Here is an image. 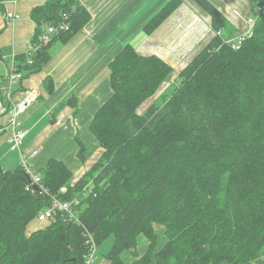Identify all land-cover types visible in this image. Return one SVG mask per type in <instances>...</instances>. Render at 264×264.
Masks as SVG:
<instances>
[{
  "label": "trees",
  "instance_id": "trees-1",
  "mask_svg": "<svg viewBox=\"0 0 264 264\" xmlns=\"http://www.w3.org/2000/svg\"><path fill=\"white\" fill-rule=\"evenodd\" d=\"M191 1L210 16L213 36L178 72L155 55L140 54L130 42L109 61L110 94L88 123L100 149L88 171L73 181L69 166L51 157L37 170L39 182L30 184L22 165L0 168V264H83L88 234L97 247L110 244L104 255L110 264H121V253L135 248L139 235L150 247L134 264H250L261 255L264 0H248L255 21L250 35L234 33L208 0ZM181 2L167 1L145 32ZM30 17L37 26L32 47L13 57L8 85L39 72L54 46L90 20L79 0H47L32 8ZM55 26L58 32L42 43L43 32ZM224 29L228 35L233 30L232 38L222 35ZM238 37L243 39L234 49L229 41ZM173 73L176 84L161 103L138 113ZM44 85L53 91L51 78ZM67 104L77 106L73 96ZM8 121L0 133L9 131ZM74 140L84 161L82 141ZM87 185L91 192L83 191ZM73 198V218L57 213L28 230L53 199ZM153 224L165 229L158 250Z\"/></svg>",
  "mask_w": 264,
  "mask_h": 264
},
{
  "label": "crops",
  "instance_id": "crops-1",
  "mask_svg": "<svg viewBox=\"0 0 264 264\" xmlns=\"http://www.w3.org/2000/svg\"><path fill=\"white\" fill-rule=\"evenodd\" d=\"M46 1L4 0L0 10V128H5L8 111L14 102L26 95L32 98L26 110L18 116L20 127L26 132L19 150H11L7 142L8 132L0 133V168L7 171L14 170L26 160L38 175L37 170L51 157L70 166L75 162V150H78L74 137L83 143H96L88 130V123L110 94L108 63L122 44L130 42L140 54L155 55L174 68L199 51L213 36L210 16L191 0H182L148 34L145 25L169 0H79L90 15L87 24L66 43L56 44L51 58L39 72L8 85L5 77L13 57L32 47L37 26L30 11ZM208 1L225 16L234 31L245 32L243 19L250 16L248 0ZM8 12L16 17L8 18ZM225 30H221L225 32H221L222 35H228ZM233 30L228 38L238 33L232 34ZM47 78L53 82L51 93L44 85ZM72 96L77 102L76 108L67 104ZM34 150L37 154L32 156ZM99 151L97 146L96 154L92 155L95 157ZM87 163L90 160L85 156L84 161L80 160L76 175L83 173L84 165L89 166ZM152 226L157 236L154 249L158 250L165 242V229L159 224ZM109 245L107 242L103 250H100L101 245L97 247L99 253L96 249L90 264H110L104 256ZM149 247V241L139 235L135 248L121 253V264H134ZM250 264H264V249Z\"/></svg>",
  "mask_w": 264,
  "mask_h": 264
},
{
  "label": "built area",
  "instance_id": "built-area-1",
  "mask_svg": "<svg viewBox=\"0 0 264 264\" xmlns=\"http://www.w3.org/2000/svg\"><path fill=\"white\" fill-rule=\"evenodd\" d=\"M8 18H15L16 16L14 14H7ZM253 19L252 17L247 18L246 25H247V31L245 32V35L249 34L250 29L253 25ZM54 28L47 27V29L43 32V34L40 36V41L42 43H47L50 39V35L53 33ZM242 37H238L236 41L242 40ZM12 80L17 78V75L13 74L11 75ZM31 96L26 95L19 99L18 101L14 102L12 106L10 107L8 113H9V121H8V132L9 136L7 138V142L10 144V148L13 151H18L19 147L22 143V140L25 136V131L19 128V121L18 116L23 113L26 108L31 103ZM37 154V150H34L32 152V155ZM21 165L23 166L26 174L30 178V184H36L39 182V176L34 172V170L31 168V166L27 163L26 160H23L21 162ZM64 191V190H62ZM84 191V190H83ZM77 204V198H73L69 201H63L60 199H53L52 202L42 211L38 214L37 220L39 221H46L51 218H53L57 213H70V217L73 218L74 210H72V207ZM92 248L88 251V253L84 256L83 264H90L91 261L94 258L96 247L93 245Z\"/></svg>",
  "mask_w": 264,
  "mask_h": 264
},
{
  "label": "rangeland",
  "instance_id": "rangeland-1",
  "mask_svg": "<svg viewBox=\"0 0 264 264\" xmlns=\"http://www.w3.org/2000/svg\"><path fill=\"white\" fill-rule=\"evenodd\" d=\"M212 38V37H211ZM210 38V39H211ZM210 39H209V41H210ZM209 41H207L206 43H205V45L209 42ZM204 45V46H205ZM199 51H197V52H194L191 56H188L182 63L180 62L179 64L177 63L176 64V66L174 67V70H175V72H178L180 69H181V66L183 65V64H185L186 62H188L189 60H191L195 55H196V53H198ZM175 74L173 73L172 74V76L167 80V81H165L164 83H162V85L159 87V89H158V91L152 96V97H150V98H148L145 102H143L141 105H140V107H139V109H138V113H143L144 112V110L151 104V103H155V104H160L161 103V101L164 99V97L171 91V89H172V86L174 85V84H176L175 83ZM75 142V141H74ZM92 142H94V141H92ZM82 144H83V146H84V148L86 149V152H84L83 153V155L84 156H86V159L87 160H90V163H87V164H89V166H87L86 164L84 165V167H83V173L85 172V171H88V169L91 167V165H92V163L91 162H95L96 161V159L97 158H95L92 154L93 153H95V148H97V146L98 145H95L96 143H90L89 141H87L86 143H83L82 142ZM99 148V147H98ZM75 152H76V157H74V160H75V162H78V163H70L69 165V167L74 171V175H73V181H75L76 179H78L80 176H78V175H76L77 174V170H79L78 169V167L81 165L80 164V158L77 156V152H78V150L76 151L75 150ZM75 152H74V156H75ZM89 152V153H88ZM96 154V153H95ZM77 158V159H76ZM60 160V159H59ZM63 161V160H62ZM65 162V161H64ZM82 173V174H83ZM75 175H76V177H75ZM86 189H89V191L91 192V190H92V188H90V187H88V185L87 186H85L84 187V191L86 190ZM39 222H43V221H39V220H37V221H33L29 226H28V230H31V229H33L35 226H38V224H39ZM111 239V238H110ZM105 246H106V243L104 244H102L101 245V247H100V250H103L104 248H105ZM99 247V246H98ZM98 250V249H97ZM96 253H97V251H96ZM98 253H99V250H98ZM96 255V254H95Z\"/></svg>",
  "mask_w": 264,
  "mask_h": 264
},
{
  "label": "bare ground",
  "instance_id": "bare-ground-1",
  "mask_svg": "<svg viewBox=\"0 0 264 264\" xmlns=\"http://www.w3.org/2000/svg\"><path fill=\"white\" fill-rule=\"evenodd\" d=\"M7 14H11V12H8ZM6 14V15H7ZM250 17V16H249ZM248 17V18H249ZM255 22V21H254ZM253 26H254V23H253V25H252V28H253ZM61 28H64V29H66V26H63V27H61ZM252 28L250 29V31H249V35L251 34V32H252ZM57 29H58V27H56L55 26V29H54V31H53V33H52V35H50V37H49V39L51 40L52 39V37L58 32L57 31ZM245 31H247V29L245 30ZM243 33V32H242ZM230 43H232V47H234V49H236V48H238L240 45H241V42L240 41H235L234 39H232V40H230L229 41ZM241 48V47H240ZM176 79V78H175ZM62 190H64V188H62L61 189V191ZM72 210H74L75 211V208H74V206L72 207ZM65 214H68V215H70V213H65ZM70 217V216H69ZM77 219H73L72 221H76ZM89 235V238H88V244H89V248H88V251L92 248L91 246L93 245L94 247H96L97 248V244H96V242H95V240H94V237H93V235L92 234H88ZM135 245V244H134ZM135 252V251H134Z\"/></svg>",
  "mask_w": 264,
  "mask_h": 264
}]
</instances>
